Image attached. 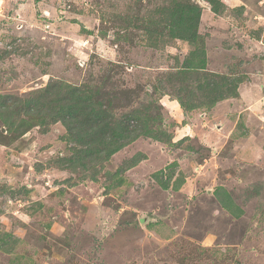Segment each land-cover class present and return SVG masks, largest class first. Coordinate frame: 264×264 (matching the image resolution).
I'll return each mask as SVG.
<instances>
[{
  "label": "rangeland",
  "instance_id": "obj_1",
  "mask_svg": "<svg viewBox=\"0 0 264 264\" xmlns=\"http://www.w3.org/2000/svg\"><path fill=\"white\" fill-rule=\"evenodd\" d=\"M0 264H264V0H0Z\"/></svg>",
  "mask_w": 264,
  "mask_h": 264
},
{
  "label": "trees",
  "instance_id": "obj_2",
  "mask_svg": "<svg viewBox=\"0 0 264 264\" xmlns=\"http://www.w3.org/2000/svg\"><path fill=\"white\" fill-rule=\"evenodd\" d=\"M125 131L128 132V131L126 130V128H125ZM120 137L122 138L123 136H120ZM124 138H125V137H124ZM116 148H117V147H114L113 150H115ZM111 150H112V149H111Z\"/></svg>",
  "mask_w": 264,
  "mask_h": 264
}]
</instances>
